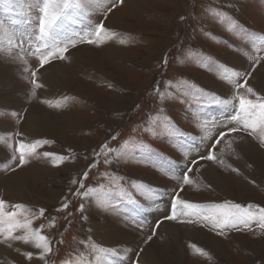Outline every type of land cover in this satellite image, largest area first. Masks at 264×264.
<instances>
[{
  "label": "rangeland",
  "instance_id": "rangeland-1",
  "mask_svg": "<svg viewBox=\"0 0 264 264\" xmlns=\"http://www.w3.org/2000/svg\"><path fill=\"white\" fill-rule=\"evenodd\" d=\"M40 6L39 0L0 5V199L15 220H32L31 228L41 229L52 251L41 260L32 245L6 239L15 220L4 217L0 264H142L144 249L161 248L164 236H158V229L165 222L202 232L189 238L179 230L177 244L168 242V259L159 255L156 264H264V229L255 222L221 234L210 223L184 215L192 210L180 204L176 220L164 219L179 198L207 206L251 205L253 212L264 208V143L259 134L231 133L215 150L218 161L199 160L210 137L241 126L234 119L236 83L246 79V86L264 96L259 75L264 68V0H123L115 7L106 0L89 8L87 16L64 21L60 40H75V46L69 43L64 59L53 58L42 67L36 52ZM99 23L108 31L95 43L86 42L96 39L90 33ZM198 57H207L209 65ZM55 67L67 72V81L47 78ZM233 71L240 73L238 80ZM44 113L52 126L26 127L29 114ZM236 136L252 143L256 157L236 152ZM229 141L234 151L227 149ZM18 142H40L34 153L26 149L23 166H17ZM104 144L117 153L130 151L119 159L109 154L105 163L97 156ZM45 152L53 155L45 157ZM57 155L66 159L57 161ZM202 163L214 167L221 185L199 177L194 169ZM186 166L192 169L187 184L182 182ZM33 171L35 180L26 192L8 193L11 176ZM81 182L80 191L91 189L93 195H73ZM65 203L68 207L57 211ZM97 225V234L103 233L101 226L110 231L113 246L92 236ZM112 230L132 231L138 248L126 249L129 244L115 240ZM24 234L22 229L12 233ZM101 247L119 254L106 257ZM28 252L33 253L31 260Z\"/></svg>",
  "mask_w": 264,
  "mask_h": 264
},
{
  "label": "snow or ice",
  "instance_id": "snow-or-ice-1",
  "mask_svg": "<svg viewBox=\"0 0 264 264\" xmlns=\"http://www.w3.org/2000/svg\"><path fill=\"white\" fill-rule=\"evenodd\" d=\"M13 2H22V0H0V5H8ZM106 0H39L40 18L38 25V37L37 39L41 41L36 47V52L40 53L39 62L41 67L49 63L51 59L58 58L64 59V54L68 51L69 43L72 46H75V40H69L68 42H63L60 40V29L64 21L69 20L72 17L87 16L89 14L88 10L91 7H99L104 4ZM112 7H115L116 3H123V0H111ZM108 12L112 11V8L107 9ZM183 19V17L181 18ZM3 27V22L0 21V28ZM108 30L104 27L103 23H99L92 28L90 35L95 36L94 39H87L88 43H95L102 34L106 33ZM81 42H85L83 39ZM23 40H21V44ZM201 64L209 65L210 61L207 57H198L197 58ZM167 64V60L164 61ZM226 71V66H224ZM35 76V72L32 73ZM232 76L237 80L240 77L239 72L233 71ZM33 83H36L33 81ZM247 80L245 79L244 83H236L237 95L236 99L238 100V109L237 116L234 117L236 122L241 126L229 127L227 131H221L216 136L210 137L211 143L205 145V154L199 156V160L207 161H218L219 158L215 155V150L218 145L224 142L225 137L229 136L231 133L237 132H246L249 136L254 134H259L261 142L264 143V96L259 95L253 90L252 87L246 86ZM39 87V85H37ZM244 89L246 94H240L239 90ZM157 92V96L160 95V90L157 87L154 89ZM35 95V93H33ZM249 95L255 97V99H250ZM223 103H231V101H221ZM164 127H168L167 123L164 122ZM205 138H209L207 133ZM115 139V137H113ZM37 144L25 145L23 142H18V147L16 151L19 153L18 165L23 166L26 163L25 156L28 154L26 149L30 148L31 152L34 153L36 150ZM140 149H144L147 152H151V148L147 145H140ZM227 149L231 152L234 151L233 144L231 141L227 144ZM129 149L125 148L123 151L117 153L116 150L109 147V145H101L100 152L97 153V156H103L104 162L107 163L109 154L116 156L117 159L127 156L129 154ZM45 157L52 156V153L45 152L43 153ZM15 159V158H14ZM66 158L64 156H56V160L63 162ZM149 161H145L148 163ZM171 163V161H169ZM222 162V161H220ZM195 163V161H193ZM94 165H90L91 168ZM235 171V169H233ZM192 171L191 168L186 166V171L182 173V182L187 184L189 179L187 172ZM88 173L83 174V178H87ZM77 180H72V184H77ZM84 188V184L79 183V188L73 195L89 197L93 195L91 189L81 192L80 189ZM6 202L0 199V224L6 223L4 217H7V221L15 220L16 214L13 212H8L5 210ZM177 204L183 206L186 210H192L191 213L185 212L184 215H194L200 220L208 222L212 225L213 228H218L221 230V234L224 229L234 228L239 229L241 226L243 228H250L251 225L255 222L261 229H264V208H257L256 212L251 210L252 206L248 205L247 208L242 207L238 203H224L218 205H199L190 203L184 200H177L176 203L172 204L171 215L166 216L164 219L167 220H176L177 219ZM13 208L23 207L21 205H12ZM68 207V204H62L61 208L57 211H62ZM81 211H83V205L81 206ZM45 210L40 209L39 215L43 216ZM189 223H194L195 221L189 220ZM54 223V222H53ZM32 220L26 219L23 223L18 220H15V223H10L8 225V230L6 234V239L23 241L25 244L32 245L35 249L40 250L39 258L43 260L47 254L52 251L50 239L41 234V229H32L31 228ZM17 229H22L24 235L13 236V231ZM155 232L153 233V235ZM148 240L152 239V236H148ZM99 251L107 257L109 254L118 255V251L112 248H103L101 247ZM201 254H205L202 249H197ZM27 259L31 260L33 257L32 252L25 254ZM110 264V262H109Z\"/></svg>",
  "mask_w": 264,
  "mask_h": 264
},
{
  "label": "bare ground",
  "instance_id": "bare-ground-1",
  "mask_svg": "<svg viewBox=\"0 0 264 264\" xmlns=\"http://www.w3.org/2000/svg\"><path fill=\"white\" fill-rule=\"evenodd\" d=\"M114 18H116V15L114 16ZM108 54H110V53H108ZM55 69H56V67H55ZM58 69H60V68L57 67V69L54 72H51L50 75L48 74V77L47 78L50 79L52 82H54L56 79H58V80H62L63 79L64 81H67V74H66L67 72H64L62 69L61 70H58ZM259 75H260V78L263 80V83H264V68L259 71ZM255 81H257V79H253L252 80V84H253L252 86H254ZM58 82H61V81H58ZM261 91L263 92V88L261 89ZM49 119H48L47 114H45V113L42 114V115L40 114L39 116H31L29 114V117L27 116V118L25 120L26 125H27L26 127L27 128L28 127H31V129H33V126L36 127L37 124H39V123H41L40 125L42 127H44V126L45 127L52 126V125L48 124L49 123ZM0 128H1V131H2L3 128L1 127V125H0ZM24 131H26V130H24ZM32 137H33V139L39 138V136H36L34 134H32ZM234 138H236L235 139V146L234 147H235V150H236L237 153H243V154L249 155L250 157H256V154L257 153L255 154V152L253 151L252 143L248 139H243V138L238 137V136H236ZM230 157L232 158V156L229 155L228 158H230ZM233 161H235V160H233ZM33 167H34V169L37 168V166H33ZM42 167H44V166H39V168H42ZM194 171H196V172L198 171L199 177L200 178L201 177L204 178L205 180H207L211 184L212 183H216V184L221 185L218 182V180H219V174L215 171V169H214V167L212 165L211 166L210 165L205 166L202 163V164L196 166V168L194 169ZM32 176L33 177L36 176V172L35 171L30 172L28 174H23L21 172H17V174H15L14 176H11L12 178L9 180V182L6 181L7 184H8V193L9 194L10 193L13 194L14 196L15 195L16 196H19L23 192H26L25 190L28 188V186H32L31 185V184H33L32 183V180L33 181L35 180L34 178H32ZM204 179H202V180L205 181ZM11 203H12V201H11ZM99 226L100 225H97L96 226V229H93V231H91L92 236L95 237V238H97V239H99L101 241V243H103L104 245H110V244L112 245V243L115 242V241H114V239H112V236L110 235V231L108 232L107 229H103V226H101V228H100L101 232L103 230L104 231H103V233L101 235L100 234H97V230H99ZM179 230H181L182 235H184V237H189V238H191V237H197V236L201 235V232H202L200 229H198L196 227H187V226L177 227L175 224L173 226L171 223H166V222L165 223H162L160 225L159 229H158V236H160V235L161 236H164L163 239L160 241V242H162L161 245H160L161 248L159 246H158L159 248H155L153 246H150L149 248L144 249L143 253L140 255V262L142 264H156L157 259H159V255L162 258L168 259L167 253L170 250L169 244L170 245H173V246L177 244L178 237H179ZM111 232H114V235L116 236L115 237V240H118V241H121L123 243H128L129 244L126 247V249H128V250H135L136 248H138L139 244L136 243V240L137 239L135 237H133L134 235H132V233H131L132 231L129 234H127V235L123 231L121 232L123 234H118L119 231H116V230L115 231L112 230ZM168 242H170V243L168 244ZM2 249H3V247H2ZM36 250L37 251H40L38 249H36ZM1 251L4 252V253H7L6 250H1ZM4 253H2V255Z\"/></svg>",
  "mask_w": 264,
  "mask_h": 264
}]
</instances>
